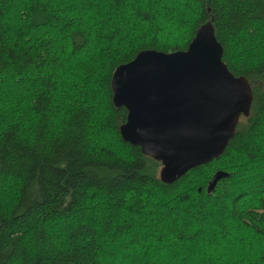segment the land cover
I'll return each instance as SVG.
<instances>
[{"label":"trees","instance_id":"16d2710c","mask_svg":"<svg viewBox=\"0 0 264 264\" xmlns=\"http://www.w3.org/2000/svg\"><path fill=\"white\" fill-rule=\"evenodd\" d=\"M206 21L253 100L219 157L167 183L122 139L111 74L185 50ZM142 250L138 264H264V0H0V264Z\"/></svg>","mask_w":264,"mask_h":264},{"label":"water","instance_id":"95a60500","mask_svg":"<svg viewBox=\"0 0 264 264\" xmlns=\"http://www.w3.org/2000/svg\"><path fill=\"white\" fill-rule=\"evenodd\" d=\"M222 55L206 21L185 50L145 49L111 74L112 101L127 110L120 135L162 163L164 182L219 157L250 112L251 85L227 68ZM222 176L217 171L208 188Z\"/></svg>","mask_w":264,"mask_h":264},{"label":"rangeland","instance_id":"374dc122","mask_svg":"<svg viewBox=\"0 0 264 264\" xmlns=\"http://www.w3.org/2000/svg\"><path fill=\"white\" fill-rule=\"evenodd\" d=\"M208 236H209V232H207V234H206V237L205 238H208ZM211 239H213L212 237H211ZM200 250H202V248H200ZM168 254V253H167ZM170 254V253H169ZM168 254V255H169ZM137 257V258H136ZM106 259H107V257H105ZM136 258V259H135ZM139 258H145V259H147V255H146V252H144V250H142L141 252H138V254H137V251L134 253V257H133V262H130V263H128V264H138V260H139ZM165 260L167 259L166 257L164 258ZM107 264H114V263H112L111 261H108L107 262ZM117 264H123V263H118L117 262Z\"/></svg>","mask_w":264,"mask_h":264}]
</instances>
